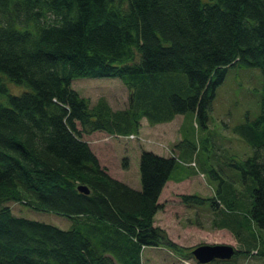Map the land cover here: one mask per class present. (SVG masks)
Listing matches in <instances>:
<instances>
[{
	"label": "trees",
	"instance_id": "1",
	"mask_svg": "<svg viewBox=\"0 0 264 264\" xmlns=\"http://www.w3.org/2000/svg\"><path fill=\"white\" fill-rule=\"evenodd\" d=\"M238 62L260 67L264 85V0H0V264H142L147 245L194 257L154 223L178 159L142 149L135 188L106 171L83 131L131 134L143 117L155 124L189 111L206 126ZM104 76L127 85L129 106L91 103L71 85ZM8 80L32 89L13 92ZM234 129L254 148L236 166L255 182L248 211L264 228V90L259 115ZM217 193L213 207L218 196L243 203L234 190ZM9 201L72 225L17 215Z\"/></svg>",
	"mask_w": 264,
	"mask_h": 264
},
{
	"label": "rangeland",
	"instance_id": "2",
	"mask_svg": "<svg viewBox=\"0 0 264 264\" xmlns=\"http://www.w3.org/2000/svg\"><path fill=\"white\" fill-rule=\"evenodd\" d=\"M8 84L16 93L32 89L25 83L11 80ZM71 85L91 103L105 97L113 108H125L131 101V90L118 77H79L74 78ZM263 90L261 68L238 62L228 66L223 81L217 86L206 126L199 125L195 114L189 111L173 122L153 124L143 117L139 129L132 133L134 135L95 130L83 131V138L91 141L93 151L110 175L129 181L135 188L141 187L139 162L136 160L141 149L161 148L166 156L177 155L173 176L182 177L165 183L160 195L162 207L155 214L154 223L184 246L194 248L202 243H225L239 250L230 260L207 264H264V252H256L264 249V228L251 219L248 211L255 182L251 177L245 179L236 166L251 156L254 148L234 129L239 123L259 115ZM177 123H182L179 130ZM78 127L81 128L79 123ZM219 188L230 196L228 191L234 190L233 200L240 198L243 203L231 208L218 196V204L213 207L210 198H216ZM184 193L209 199L188 204L182 198ZM7 203L17 215L47 221L62 228L72 225L71 219L64 215L36 210L24 203ZM224 217L228 224L222 227L219 223ZM141 255L142 264H196L194 257L186 258L165 246L147 245ZM115 264L123 263L117 261Z\"/></svg>",
	"mask_w": 264,
	"mask_h": 264
},
{
	"label": "water",
	"instance_id": "3",
	"mask_svg": "<svg viewBox=\"0 0 264 264\" xmlns=\"http://www.w3.org/2000/svg\"><path fill=\"white\" fill-rule=\"evenodd\" d=\"M79 189L87 193L90 191V188L85 184L80 185ZM235 249L233 245L225 243H202L196 245L192 249V253L200 263H208L217 258L230 259L234 255Z\"/></svg>",
	"mask_w": 264,
	"mask_h": 264
},
{
	"label": "crops",
	"instance_id": "4",
	"mask_svg": "<svg viewBox=\"0 0 264 264\" xmlns=\"http://www.w3.org/2000/svg\"><path fill=\"white\" fill-rule=\"evenodd\" d=\"M179 115H183V114H177L172 120H170L171 122H173V121H176V119H177V117L179 116ZM141 121H142V119H141ZM144 121V120H143ZM147 121V120H146ZM164 122H169V121H164ZM183 122V121H182ZM160 123V122H159ZM175 123V122H174ZM156 124V123H155ZM178 124V123H177ZM173 125V124H172ZM181 126H182V123L179 125L178 124V130L181 128ZM171 127V126H170ZM179 138L181 139L182 138V135L181 136H179ZM88 142H89V144H90V146L92 147V145H91V141H89V140H87ZM147 149H149V148H147ZM142 150V149H141ZM150 150H153V151H155V152H157V153H159V154H163V155H167L166 153H164L162 150H161V148H159V149H155V148H150ZM139 156H140V152L138 153V155H137V157L136 158H138V159H136L138 162H139ZM100 160V159H99ZM139 176H140V174H139ZM184 176V175H183ZM182 176L180 175V177L179 176H173V172H172V177L170 178V179H168L167 180V182L166 183H168L169 181H171L173 178H181ZM125 182H129V181H127V180H124ZM129 184H131L130 182H129ZM141 184V183H140ZM166 185V184H165ZM136 186V185H135ZM137 188H140L139 186H136ZM165 187V186H164ZM164 187H163V189H164ZM163 191V190H162ZM161 194H162V192H161ZM159 201H160V197H159Z\"/></svg>",
	"mask_w": 264,
	"mask_h": 264
},
{
	"label": "built area",
	"instance_id": "5",
	"mask_svg": "<svg viewBox=\"0 0 264 264\" xmlns=\"http://www.w3.org/2000/svg\"><path fill=\"white\" fill-rule=\"evenodd\" d=\"M132 135H134V134H132Z\"/></svg>",
	"mask_w": 264,
	"mask_h": 264
}]
</instances>
